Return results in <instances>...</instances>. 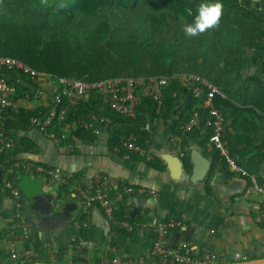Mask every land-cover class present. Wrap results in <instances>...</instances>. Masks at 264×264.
I'll list each match as a JSON object with an SVG mask.
<instances>
[{
    "label": "crops",
    "instance_id": "crops-1",
    "mask_svg": "<svg viewBox=\"0 0 264 264\" xmlns=\"http://www.w3.org/2000/svg\"><path fill=\"white\" fill-rule=\"evenodd\" d=\"M240 4L256 10L264 18V0H240ZM215 41L218 47L226 49L219 38ZM240 42L238 52L230 48L229 56L221 52L210 59L200 57L196 60L197 65L184 73L199 75L219 90L220 86L231 89L232 106L222 112L225 119L222 142L241 168L262 181L264 116L249 103L253 89H244L246 80L251 77L260 79L264 89V69L253 64L254 50L246 39ZM36 81H15L18 89L12 110L23 114L28 124L9 132L14 136L15 148L20 150L16 160L12 159L9 165L11 183L19 196L13 197L7 188L0 190V264H17L8 260L11 241L17 242L18 249L41 251L39 262L45 264H109L113 258L146 262L152 258L156 238L154 226L181 216L186 219L184 227L168 236L166 244L169 248L185 245L184 252L191 258L213 252L218 256V264L264 260V228L255 222L259 197L249 181L230 171L213 149L208 137L210 131L205 127V114L200 115L190 130H186L187 125L182 129L183 123L176 128L184 121L181 114L172 113L164 121L146 119L144 130L133 138L151 155V160L122 147L123 151L112 147L113 127H110L111 122L101 121L99 114L82 119V125L88 123L92 127L89 130L83 128L77 136L72 130L74 128L76 132V124L69 125L67 131L71 140L65 145L66 152L61 153L45 132L29 125L32 117L42 119L46 116L57 93L53 79L42 75ZM254 88L259 92V87ZM185 90L187 95L180 98L178 107L192 97L190 91ZM123 127L125 124L118 122L114 126L117 129ZM179 129L180 136L176 135ZM181 153L187 172L175 165V159L168 157V154L180 156ZM196 158L203 162L200 165L202 175L206 174L202 180L193 183L188 176ZM17 161L22 165L59 168L66 184L58 185L44 173L13 167V162ZM74 181L89 189L99 184L111 195L124 187L143 189L144 193L127 197L116 206V211H123L129 218L133 215L134 230L129 233L115 229L98 215L101 213L96 208L84 216L79 198L70 188ZM42 191L52 192L71 209L70 219L61 226L52 228L40 223L35 211L25 203L26 199ZM137 198L141 201L135 206ZM133 209L137 211L131 213ZM21 221L27 226V241L22 238L21 228H14ZM236 253L240 258H235ZM75 256L82 262H76ZM171 262L168 259L164 264Z\"/></svg>",
    "mask_w": 264,
    "mask_h": 264
},
{
    "label": "trees",
    "instance_id": "trees-1",
    "mask_svg": "<svg viewBox=\"0 0 264 264\" xmlns=\"http://www.w3.org/2000/svg\"><path fill=\"white\" fill-rule=\"evenodd\" d=\"M204 2L215 3L217 0H65L48 6L42 5L40 0H0V57L16 59L55 83L58 77L91 83L113 78L172 77L191 70L200 57L210 59L221 52L229 56L230 48L238 52L240 40L246 39L254 50L253 64L264 69V18L256 10L240 4V0H219L223 4L219 26L195 37L185 35L184 25L194 24L198 6ZM61 4L66 7L61 8ZM215 38H219L226 49L218 47ZM1 75L15 87L16 93L17 79L37 82L28 75L6 68ZM246 81L244 91L253 89L250 105L264 116V89L260 79L251 77ZM254 87H259V92ZM220 91L224 97L216 96L213 105L222 114L224 109L232 106V95L226 86H220ZM139 94L141 102L134 115L129 117L113 112L96 94L73 105L62 97L60 108L65 110V119L54 118L47 131L55 135L65 133L70 142L69 125L76 124V132L74 128L72 130L77 136L83 131L81 120L99 114L111 121L112 147L123 151L121 142L144 130L146 119L164 121L172 113L181 114L184 121L176 128L183 123V129L194 110L207 116L202 100L189 97L188 102L178 107L180 98L187 95L178 79L162 88L159 111L146 89ZM116 122L126 127L114 128ZM27 124L23 114L5 110L0 114V139L13 140L14 136L9 132ZM176 135H181V129ZM19 154L15 144L12 149L0 152V190L11 183L9 165ZM115 216L131 222L135 220L123 211L115 210ZM74 260L82 262L78 256ZM36 262L39 259L32 263Z\"/></svg>",
    "mask_w": 264,
    "mask_h": 264
},
{
    "label": "built area",
    "instance_id": "built-area-1",
    "mask_svg": "<svg viewBox=\"0 0 264 264\" xmlns=\"http://www.w3.org/2000/svg\"><path fill=\"white\" fill-rule=\"evenodd\" d=\"M6 68L8 70L19 71L28 75L32 80H37L39 73L31 69L24 63L9 57H0V72ZM180 80L185 88L190 91L191 96L195 100H202L203 109L206 110L208 118L205 121V127L210 131L209 141L215 151L223 159L227 168L238 173L241 177L249 181L250 187L259 197V213L255 222L264 228V180L259 181L258 177L249 173L247 170L241 168L236 160L229 154L228 149L222 142L221 135L224 129V117L213 105V99L216 96H223L220 90L212 85L208 80L193 73H180L172 77H146V78H114L102 81H95L85 83L80 80L68 79L58 77L56 79L60 94H56L53 99V106L48 111L46 116L42 119L32 118L30 125L37 128L41 132H47L51 126L53 119H64L65 111L60 108L62 97H66L71 104H75L82 98L88 96L90 93H98L103 97V102L116 114L122 116H130L135 108L139 105L141 99L137 95L140 88L146 89L158 107L161 105L162 88L171 80ZM16 92L15 87L8 82L7 78L0 74V114L7 110L14 108L13 96ZM200 115L198 110H194L193 114L185 127L190 130L199 120ZM101 121H104L102 119ZM90 124H85V129H91ZM48 137L53 140L59 151L64 153L66 151L62 142L65 141V135L59 137L48 134ZM14 142L8 138L0 139V152L12 149ZM121 147L128 152L138 154L146 160H151L152 157L133 139H125L121 143ZM181 153L180 157H183ZM17 162L14 164L16 168L29 169L38 173H44L52 180L59 184H65L66 181L62 176L59 168H43L32 165H22ZM6 188L11 191L14 197H18V191L12 187L11 183L6 185ZM72 189L79 198V204L82 212L88 214L90 208L97 207L100 209L102 215L106 218L108 223L115 229L123 230L131 233L134 230L135 223L126 218H117L115 216V209L119 203H122L127 197L144 193L141 188L124 187L120 192L111 195L108 191L101 189L99 186L94 189L84 187L78 181L72 183ZM186 219L181 216L177 219H168L157 223L154 226L156 238L154 240L151 251L152 258L146 262L135 263L133 261L120 260L113 258L109 260V264H164L168 259L172 260V264H218V256L213 252H207L199 258H191L185 254V245L177 248H169L166 244L168 236L175 231L184 227ZM19 227L22 230V238H28V230L26 224L21 221L17 223L14 228ZM84 246V245H83ZM9 256L8 260L13 263H31L42 257V252L33 248H17V242L11 241L8 245ZM235 258H240V254L236 253Z\"/></svg>",
    "mask_w": 264,
    "mask_h": 264
},
{
    "label": "water",
    "instance_id": "water-1",
    "mask_svg": "<svg viewBox=\"0 0 264 264\" xmlns=\"http://www.w3.org/2000/svg\"><path fill=\"white\" fill-rule=\"evenodd\" d=\"M168 157H170L173 160L175 159L174 162L175 165L176 166L180 165L182 171L187 172L186 170L187 165L184 158L172 154H168ZM202 163L203 162H201L198 158L192 161L191 175L188 176L190 182L195 183L197 181L202 180L203 177L205 176L206 173L202 175L203 168L200 170V165ZM136 200L137 201L134 202L135 206L139 205L141 199L137 198ZM25 203L27 204V206H29L35 211V214L39 219L40 223L42 224L46 223L48 226H51L52 228L55 226H61L62 223L66 222V220H69L71 216V209L69 208V206L64 205L63 202L60 199H58L56 195H53L52 192L46 193L42 191V193L37 194L32 198L26 199ZM135 211H137V209H133L131 213ZM98 215L107 222V220L103 216H101V214ZM132 217L133 215H131V218ZM33 264H45V263H33ZM235 264H264V260L255 263L245 262V263H235Z\"/></svg>",
    "mask_w": 264,
    "mask_h": 264
},
{
    "label": "clouds",
    "instance_id": "clouds-1",
    "mask_svg": "<svg viewBox=\"0 0 264 264\" xmlns=\"http://www.w3.org/2000/svg\"><path fill=\"white\" fill-rule=\"evenodd\" d=\"M66 7L65 4L60 5ZM198 15L194 24L184 25L183 32L188 37H195L219 26L223 15V4L217 0L215 3L204 2L198 6Z\"/></svg>",
    "mask_w": 264,
    "mask_h": 264
},
{
    "label": "bare ground",
    "instance_id": "bare-ground-1",
    "mask_svg": "<svg viewBox=\"0 0 264 264\" xmlns=\"http://www.w3.org/2000/svg\"><path fill=\"white\" fill-rule=\"evenodd\" d=\"M4 69V68H3ZM8 70V69H7ZM9 71H12V70H9ZM2 72V71H1ZM1 72H0V74H1ZM43 74H40L39 73V76H38V78H37V80H39L40 78H41V76H42ZM44 77H46L45 75H43ZM69 79V78H68ZM114 79V78H113ZM107 80V79H106ZM56 85H57V93L56 94H60V90H59V88H58V84H57V81H56ZM142 89H144V88H140L139 90H138V92H137V95L140 97V91L142 90ZM16 93V92H15ZM56 94H55V96H56ZM90 94H96V95H99V96H101L100 94H98V93H90ZM89 94V95H90ZM150 94V93H149ZM88 95V96H89ZM14 96H15V94H14ZM13 96V97H14ZM54 96V97H55ZM88 96H86V97H84V98H87ZM54 97H53V99H54ZM102 97V96H101ZM66 98V97H65ZM84 98H82V99H84ZM162 98V97H161ZM67 99V98H66ZM102 99H103V97H102ZM140 99H141V97H140ZM12 100H13V103H14V99L12 98ZM68 100V99H67ZM70 102V101H69ZM141 102V101H140ZM104 103V102H103ZM71 104V103H70ZM105 104V103H104ZM140 104V103H139ZM14 105H15V103H14ZM61 105V104H60ZM73 105V104H72ZM106 105V104H105ZM52 106H53V104H52ZM139 106V105H138ZM137 106V107H138ZM161 106V105H160ZM137 107L135 108V110L137 109ZM13 108H11V110H12ZM157 109H158V111H159V109H160V107H158V105H157ZM135 110H134V112H135ZM65 111V110H64ZM4 112V111H3ZM134 112L132 113V115H130V116H133L134 115ZM119 115V114H118ZM200 115V114H199ZM119 116H122V115H119ZM126 117H129V116H126ZM207 118H208V116H207ZM206 118V119H207ZM64 119H65V115H64ZM63 119V120H64ZM101 120L102 119H104V121L103 122H107L108 124H110V120L109 119H106V118H100ZM206 119H205V121H206ZM63 120H60V121H63ZM53 123V122H52ZM88 124V123H87ZM52 125V124H51ZM85 125V124H84ZM84 125H81V128L83 129L84 128ZM91 125V124H90ZM51 127V126H50ZM49 127V128H50ZM48 128V129H49ZM85 129V128H84ZM85 130H87V129H85ZM89 130V129H88ZM46 135H47V137H48V134H52V133H49L48 131L45 133ZM65 135V141L64 142H62V144H63V146L65 147V145L67 144V137H66V134L65 133H61L60 135ZM54 135V134H53ZM60 135H57V137H59ZM56 136V135H55ZM49 138V137H48ZM131 138H133V137H131ZM134 139V138H133ZM135 140V139H134ZM53 141V140H52ZM136 141V140H135ZM141 146V145H140ZM142 147V146H141ZM118 151V150H117ZM66 152V151H65ZM128 152V151H127ZM62 153V152H61ZM131 153V152H130ZM16 164V163H15ZM13 167H15V166H13ZM61 171V170H60ZM46 175V174H45ZM47 176V175H46ZM49 177V176H48ZM50 178V177H49ZM51 179V178H50ZM52 181H54V180H52ZM66 181V180H65ZM55 182V181H54ZM55 183H57V182H55ZM12 184V183H11ZM58 185H64V184H59V183H57ZM66 184V183H65ZM97 186H99L100 187V185L98 184ZM96 186V187H97ZM12 187H13V185H12ZM6 188V187H5ZM70 188L72 189V185H70ZM101 189H103L102 187H100ZM9 190V189H8ZM103 190H105V189H103ZM72 191H73V189H72ZM107 191V190H106ZM74 192V191H73ZM109 192V191H108ZM75 193V192H74ZM110 193V192H109ZM76 194V193H75ZM77 195V194H76ZM13 196V195H12ZM18 196H19V192H18ZM14 197V196H13ZM15 198H17V197H15ZM92 208H96L98 211H100V209L99 208H97V207H92ZM92 208H90V210H89V213H90V211H91V209ZM116 210V209H115ZM88 213V214H89ZM100 213H101V211H100ZM88 214H84L83 213V215L85 216V215H88ZM102 214V213H101ZM103 216V215H102ZM104 217V216H103ZM105 218V217H104ZM106 219V218H105ZM108 222V221H107ZM29 239V233H28V238L27 239H24L25 241H27ZM36 263H40V262H36ZM17 264H21V263H17ZM24 264H33L32 262L31 263H24Z\"/></svg>",
    "mask_w": 264,
    "mask_h": 264
},
{
    "label": "rangeland",
    "instance_id": "rangeland-1",
    "mask_svg": "<svg viewBox=\"0 0 264 264\" xmlns=\"http://www.w3.org/2000/svg\"><path fill=\"white\" fill-rule=\"evenodd\" d=\"M58 1H65V0H40V3L44 6H48L53 2H58Z\"/></svg>",
    "mask_w": 264,
    "mask_h": 264
}]
</instances>
